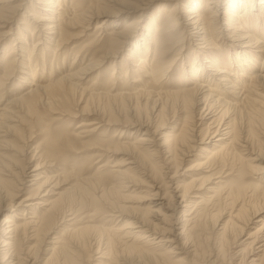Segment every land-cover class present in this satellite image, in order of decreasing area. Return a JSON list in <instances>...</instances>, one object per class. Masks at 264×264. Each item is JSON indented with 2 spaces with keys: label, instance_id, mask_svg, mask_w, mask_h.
<instances>
[{
  "label": "bare ground",
  "instance_id": "obj_1",
  "mask_svg": "<svg viewBox=\"0 0 264 264\" xmlns=\"http://www.w3.org/2000/svg\"><path fill=\"white\" fill-rule=\"evenodd\" d=\"M260 161L264 0H0V264H264Z\"/></svg>",
  "mask_w": 264,
  "mask_h": 264
},
{
  "label": "rangeland",
  "instance_id": "obj_2",
  "mask_svg": "<svg viewBox=\"0 0 264 264\" xmlns=\"http://www.w3.org/2000/svg\"><path fill=\"white\" fill-rule=\"evenodd\" d=\"M152 11V10H151ZM99 21H101V19H99ZM33 24V20L31 21V20H29V23L27 24V26H31ZM95 26V25H94ZM79 29H72L71 31H70V34H72L73 35V37H71L70 38V41H68V44H66L65 46H64V48H62L61 49V51H65L66 49H67V52H70V54H68V61H70V63L71 62H73V59H74V57H75V55L77 54V52L79 51L80 52V54H84L85 52H87L88 51V49L89 48H92V47H95V46H98V45H100L101 43H99L97 40H95L94 38H95V36H96V34L94 33V29H92V30H89V31H86L85 33H83L80 37H79V35H76L79 31H78ZM13 35H15V34H13V32L10 34V35H8V37H5V39H4V44L6 45H8V43L10 42V40L11 39H9V38H13ZM10 36V37H9ZM8 38V39H7ZM14 42V41H13ZM12 45H13V43H11ZM90 45V46H89ZM93 45V46H92ZM82 48V49H81ZM66 52V51H65ZM83 57V56H82ZM61 58H63V57H61ZM60 58V59H61ZM78 59H82V58H80V57H78ZM59 61V69H58V71H60V72H64V71H66L67 69H68V64H67V62H66V64L65 65H63V63H62V60H58ZM80 63H81V60H80ZM61 65V66H60ZM110 66L111 65H109V64H107V65H104V67L103 68H101V69H98V70H96V71H94V73L92 74V75H90L88 78H87V80H86V82H85V85L86 86H89V84L92 82H95L94 84H90V87H91V89H93V88H97L98 86H100V82L104 79H106V76L108 75V76H110L111 74H110ZM62 68V69H61ZM102 73V74H101ZM130 74H131V72H130ZM103 76V77H102ZM107 76V77H108ZM12 82H11V84H8V86H11L12 84H13V80H11ZM44 81H47V80H44ZM124 83V80H123V82L121 83V84H123ZM12 86H15V85H12ZM124 86L126 87V85L124 84ZM107 87V85L105 84V88L104 89H102V90H107L108 89V87ZM97 89H99V88H97ZM11 91H13V89H11ZM11 94V93H10ZM8 97V96H7ZM101 104H102V102H101ZM100 108H102V106H99ZM108 110V109H107ZM111 111H112V114H113V116H116L117 114H118V108L117 107H115V106H112L111 107V109H110ZM44 111L42 110V113H43ZM46 113V114H45ZM45 113H43V115H42V117L44 118V119H46L47 120V118H50V116H51V114L50 115H48L49 113L45 110ZM45 115H48V117H46ZM77 117V118H76ZM75 118L73 117V118H70V119H68V120H71L72 119V126H69V125H67V129H69V130H73V128H75V126H74V124L76 123H80V121L82 120V118H84V116H76ZM68 118V116H66L64 119H67ZM61 124V123H60ZM59 126H61V125H59ZM108 132V131H107ZM105 130H101V131H99V135H98V137H95V138H92V140H97V139H107V138H109L110 137V135H113L111 132L110 133H107ZM93 141V142H94ZM86 152H89V151H86ZM82 154V156H83V158L84 159H86L85 157H91V153H89V154H86L85 152L84 153H81ZM82 158V157H81ZM188 160V159H187ZM88 162V160H84V162ZM106 161V159L104 160V162ZM103 163V162H102ZM188 163V166L191 164V163H189V162H186V163H184V164H182V166L181 167H187V166H185V164H187ZM259 163V165L260 166H262V167H264V161H260V162H258ZM101 164V163H100ZM99 164V165H100ZM113 164V163H112ZM111 166V164H109L107 167L109 168ZM262 175H264V173H262L261 174V176ZM257 176V175H256ZM249 178H251V177H248V178H245V180H246V182H251V180L249 179ZM215 181H217V180H215ZM146 204V203H145ZM144 205V204H143ZM223 207L226 209L225 211L227 212V211H229L228 209H229V206H226V204H224L223 203ZM6 212H0V222H1V220L6 216V214H5ZM225 216V215H224ZM262 216V218L264 217V214H262L261 215ZM258 219H261V218H258ZM258 219H254V221H257ZM211 225V224H210ZM259 226V225H258ZM250 228H253L252 230L250 229ZM250 228H248L247 229V231L248 232H246V233H244V236L241 238V240L239 241V243H241L242 241H244L246 238H247V236H249V233L251 232V231H254V229H255V224H251V226H250ZM241 247H237V248H235V247H233L232 249H231V251L232 252H236V251H238L239 249H240ZM238 257H240V256H237V257H235V258H238ZM44 263V261L43 262H41L40 264H43Z\"/></svg>",
  "mask_w": 264,
  "mask_h": 264
}]
</instances>
